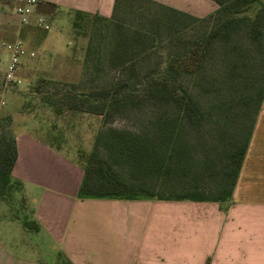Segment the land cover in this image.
I'll return each instance as SVG.
<instances>
[{
    "label": "trees",
    "instance_id": "16d2710c",
    "mask_svg": "<svg viewBox=\"0 0 264 264\" xmlns=\"http://www.w3.org/2000/svg\"><path fill=\"white\" fill-rule=\"evenodd\" d=\"M147 1L159 7L149 28L130 29L116 24L109 63L127 69L128 75L98 90L73 87L41 94L44 102L54 105L58 112L61 107L55 100L66 108L105 117L143 103L152 106L148 128L139 132L110 128L103 137L107 154L102 156L94 149L83 155L78 194L229 201L264 98V0H213L217 8L205 16ZM125 2L115 0L112 15ZM253 3L257 8L250 15ZM83 16L88 15L76 12L78 19ZM91 17L94 21L106 18ZM189 20L209 26L169 51L160 71L138 66L139 56L149 55L160 41L161 29H165L170 41L172 37L180 40ZM243 34L248 45L240 41ZM3 91L0 86V95ZM213 122L223 125L221 146H204L198 158L193 152L194 143L187 137L188 130H202ZM230 128L233 131L228 135ZM16 133L12 115L0 114V202L13 206L11 202L19 198L26 207L22 182L12 176L17 157ZM213 148L218 154H213ZM121 169L128 172L129 179ZM152 176L156 184H146ZM17 219L23 228L38 230L29 215ZM61 257L65 264H71Z\"/></svg>",
    "mask_w": 264,
    "mask_h": 264
},
{
    "label": "crops",
    "instance_id": "0c3cea01",
    "mask_svg": "<svg viewBox=\"0 0 264 264\" xmlns=\"http://www.w3.org/2000/svg\"><path fill=\"white\" fill-rule=\"evenodd\" d=\"M205 16L213 0H153ZM115 0H37L31 23L14 27L0 10L2 42L20 38L26 53L50 54L38 16L110 17ZM54 56L62 51H53ZM6 90V89H5ZM6 92L2 93L4 95ZM23 123V124H22ZM12 176L22 182L26 209L37 231L22 227L0 202V264H264V98L229 201L140 197H82L83 168L25 122L15 123Z\"/></svg>",
    "mask_w": 264,
    "mask_h": 264
},
{
    "label": "rangeland",
    "instance_id": "374dc122",
    "mask_svg": "<svg viewBox=\"0 0 264 264\" xmlns=\"http://www.w3.org/2000/svg\"><path fill=\"white\" fill-rule=\"evenodd\" d=\"M201 1L198 0V4H201ZM13 7V0H0V10L7 13V23L12 27L16 24ZM158 8L147 0H126L123 7L105 19L94 21L91 16L78 19L76 12L63 14L52 21L46 18L48 27L41 28L44 30L43 44L48 45V50L52 52L44 55L36 53L34 57L24 59L19 66L22 83L17 87L5 90L3 75L9 61V52L4 48L0 50V86L4 88L3 93L6 92L0 95V114L10 113L14 124L25 122L34 134L62 148L80 164H83V155L94 149L102 156L107 154L103 137L108 129L139 132L144 127L148 128L153 112L149 103L105 117L97 113L66 108L55 100L59 103L57 107H61L58 112L54 105L44 102L41 94L67 91L73 87L80 90H98L128 75L127 69L109 63L110 51L116 38V24L121 23L123 27L130 29L135 26L149 28L150 19L158 14ZM256 8L255 3L251 4L250 15L255 13ZM75 21L77 23L74 25ZM189 21L188 28L181 31L180 40L172 37L173 41H170L165 29H161L160 41L149 55L139 56L138 66L150 70L154 68L155 72L160 71L166 64L169 51L182 44L181 40L194 38L209 26V23H199L198 20ZM240 41L248 45L245 34L240 35ZM53 51L64 53L54 56ZM253 52L255 54V49ZM222 128L220 122H213L204 125L202 130H188L187 137L194 143L193 152L198 158L202 155L204 146L214 143L220 148ZM231 131L232 128L228 130V135ZM217 148L212 150L215 155L219 152ZM121 171L124 177L130 178L128 172L122 169ZM145 182L148 185L156 184L153 176ZM11 203L13 206L4 204L8 216L17 218L29 215L19 198H15ZM58 264H65L62 257L59 258Z\"/></svg>",
    "mask_w": 264,
    "mask_h": 264
},
{
    "label": "built area",
    "instance_id": "2783aa9c",
    "mask_svg": "<svg viewBox=\"0 0 264 264\" xmlns=\"http://www.w3.org/2000/svg\"><path fill=\"white\" fill-rule=\"evenodd\" d=\"M13 2V11L18 17L19 23L21 25L30 24L37 0H13ZM34 24L43 29L48 27L46 18L43 16H38L35 19ZM2 46L9 52V61L3 75L5 88L17 87L22 83L19 74V66L21 63V57L26 53L23 42L17 37L12 40H4ZM28 54L29 56L35 55L34 52H29Z\"/></svg>",
    "mask_w": 264,
    "mask_h": 264
}]
</instances>
